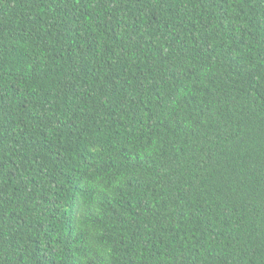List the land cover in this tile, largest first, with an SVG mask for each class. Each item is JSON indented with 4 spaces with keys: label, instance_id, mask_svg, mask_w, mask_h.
Wrapping results in <instances>:
<instances>
[{
    "label": "trees",
    "instance_id": "1",
    "mask_svg": "<svg viewBox=\"0 0 264 264\" xmlns=\"http://www.w3.org/2000/svg\"><path fill=\"white\" fill-rule=\"evenodd\" d=\"M0 264H264V0H0Z\"/></svg>",
    "mask_w": 264,
    "mask_h": 264
}]
</instances>
